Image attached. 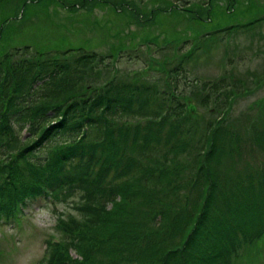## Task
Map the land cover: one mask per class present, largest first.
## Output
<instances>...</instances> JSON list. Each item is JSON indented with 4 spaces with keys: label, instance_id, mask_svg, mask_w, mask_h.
I'll return each mask as SVG.
<instances>
[{
    "label": "trees",
    "instance_id": "1",
    "mask_svg": "<svg viewBox=\"0 0 264 264\" xmlns=\"http://www.w3.org/2000/svg\"><path fill=\"white\" fill-rule=\"evenodd\" d=\"M77 50L0 57V222L43 197L57 231L42 264H232L257 248L264 162L231 168L227 188L221 177L243 152L229 77L198 84L179 61L152 82L94 81L111 55ZM186 85L204 93L203 115L188 110ZM247 131L250 154L264 153V128Z\"/></svg>",
    "mask_w": 264,
    "mask_h": 264
},
{
    "label": "rangeland",
    "instance_id": "2",
    "mask_svg": "<svg viewBox=\"0 0 264 264\" xmlns=\"http://www.w3.org/2000/svg\"><path fill=\"white\" fill-rule=\"evenodd\" d=\"M261 17L264 0H0V57L22 46L30 52L68 53L81 47L114 59V69L106 73L102 68L98 78L91 77L94 81H110L120 74L127 80L136 74L133 78L152 82L162 77L161 70L170 74L167 71L179 61L198 84L229 77L238 91L232 87L228 121L240 126L243 152L221 165L227 188L233 169L246 166L244 160L264 162V153L250 154L253 143L246 139L252 122L264 128V19L255 22ZM222 28L225 31L215 33ZM119 51L126 56L115 60ZM182 92L185 103L195 104L194 112H207L195 102L204 94L199 87L186 85ZM61 204L60 211L75 213ZM55 215L43 197L29 198L19 224H0V264H41L45 239L57 231ZM232 264H264V238Z\"/></svg>",
    "mask_w": 264,
    "mask_h": 264
},
{
    "label": "water",
    "instance_id": "3",
    "mask_svg": "<svg viewBox=\"0 0 264 264\" xmlns=\"http://www.w3.org/2000/svg\"><path fill=\"white\" fill-rule=\"evenodd\" d=\"M188 108L190 111H194L195 110V106L191 103L188 104Z\"/></svg>",
    "mask_w": 264,
    "mask_h": 264
}]
</instances>
